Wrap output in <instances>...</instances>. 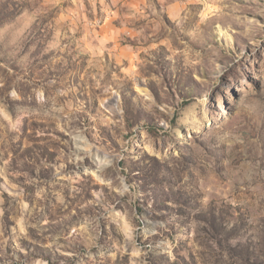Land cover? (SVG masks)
Listing matches in <instances>:
<instances>
[{
	"label": "rangeland",
	"instance_id": "obj_1",
	"mask_svg": "<svg viewBox=\"0 0 264 264\" xmlns=\"http://www.w3.org/2000/svg\"><path fill=\"white\" fill-rule=\"evenodd\" d=\"M0 264H264V0H0Z\"/></svg>",
	"mask_w": 264,
	"mask_h": 264
}]
</instances>
